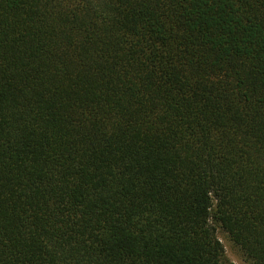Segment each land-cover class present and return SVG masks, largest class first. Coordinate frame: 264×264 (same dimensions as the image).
Returning a JSON list of instances; mask_svg holds the SVG:
<instances>
[{
  "label": "trees",
  "instance_id": "1",
  "mask_svg": "<svg viewBox=\"0 0 264 264\" xmlns=\"http://www.w3.org/2000/svg\"><path fill=\"white\" fill-rule=\"evenodd\" d=\"M264 264V0H0V264Z\"/></svg>",
  "mask_w": 264,
  "mask_h": 264
},
{
  "label": "rangeland",
  "instance_id": "2",
  "mask_svg": "<svg viewBox=\"0 0 264 264\" xmlns=\"http://www.w3.org/2000/svg\"><path fill=\"white\" fill-rule=\"evenodd\" d=\"M216 234L219 240L222 242L225 253L228 258L234 262V264H249L242 252L237 248V246L231 241L227 232L220 226V224L215 223Z\"/></svg>",
  "mask_w": 264,
  "mask_h": 264
}]
</instances>
